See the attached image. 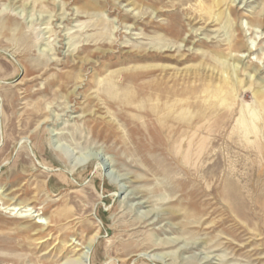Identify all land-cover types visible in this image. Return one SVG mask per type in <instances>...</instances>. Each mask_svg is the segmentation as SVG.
<instances>
[{"label":"rangeland","instance_id":"1","mask_svg":"<svg viewBox=\"0 0 264 264\" xmlns=\"http://www.w3.org/2000/svg\"><path fill=\"white\" fill-rule=\"evenodd\" d=\"M199 1L0 0V264H264V0Z\"/></svg>","mask_w":264,"mask_h":264},{"label":"bare ground","instance_id":"2","mask_svg":"<svg viewBox=\"0 0 264 264\" xmlns=\"http://www.w3.org/2000/svg\"><path fill=\"white\" fill-rule=\"evenodd\" d=\"M220 2H221V0H214L213 2H211V3H206L205 1H203V0H201V1H199V3H198V12H199V16H201V17H203V18H207V19H211V18H213V20L215 19V20H220L221 18H222V16L224 15V13H223V10L222 11H220L219 13H217V14H215V12H214V7L216 6V5H219L220 4ZM246 3L248 2V0H246L245 1ZM200 34H202V33H200ZM188 39H186V38H184V42H188L187 41ZM202 42H204V41H202ZM228 56H230V54H228ZM160 57V56H159ZM167 57H165V59H166ZM167 59H169V58H167ZM170 59H174V58H171L170 57ZM230 59V58H229ZM224 61V60H223ZM229 61H225L224 63L226 64V63H228ZM228 65H226V66H224V70H223V72H225L227 69L226 68H229V67H227ZM234 67H236V65L234 64ZM236 73H237V71H236ZM229 74H231V73H229ZM232 75H234V78L232 79L231 77H232ZM231 77L229 76V75H227V74H224V75H222V77L220 78V80H219V84H221L222 86L224 85H227V83H233V85L236 87L237 85L239 86L240 84H241V81L240 80H238V78L235 76V74L234 73H232L231 74ZM230 79H232V82H230ZM142 92L143 91H145V89L146 88H149V84H143L142 85ZM124 101H128V102H134L135 104H136V102H135V94L133 93V94H123L122 96H120ZM254 97L255 98H257V100L258 101H261V104H262V108H263V111H264V90H262V89H257V90H255L254 91ZM145 100H147L146 98H145ZM255 100V99H254ZM144 100H142V101H140V102H138L136 105H138V108H140V109H142L143 108V105H144ZM255 102H256V100H255ZM178 103H180V104H178ZM183 103V101H181V100H178V99H175L172 103H169L168 101H166V102H164V103H162V104H166L167 106H170L169 104H171V105H175V106H173V107H178L179 106V108L178 109H182L184 106H185V104H182ZM150 104V103H149ZM178 104V105H177ZM246 104V103H245ZM242 108H248L251 104H248V105H244L243 103H242ZM150 106H152V105H150ZM159 106V105H158ZM244 121V120H243ZM253 125H254V123H253ZM253 130L255 131L256 130V128H255V126L253 127ZM252 130V131H253ZM74 153V152H73ZM77 154V153H76ZM87 155V154H86ZM91 155V154H90ZM83 157V156H82ZM85 158H86V156H84ZM79 158V157H78ZM81 158V157H80ZM79 158V159H80ZM84 158V159H85ZM92 158V157H91ZM95 158V157H94ZM81 160V159H80ZM97 160V159H96ZM79 164V163H78ZM18 208H22V207H18ZM21 217H26V215H22ZM42 217H40V219H41ZM43 219V218H42ZM38 222L39 223H43V222H41L40 220H38ZM95 238V237H94ZM93 243H94V239H91L86 245H84V247L82 246L81 248H79V251H81V253L76 257V258H74L73 259V261L72 262H74L75 264H84L85 262H86V260L88 261V259H89V252H90V250H91V248H92V245H93ZM78 251V252H79Z\"/></svg>","mask_w":264,"mask_h":264}]
</instances>
